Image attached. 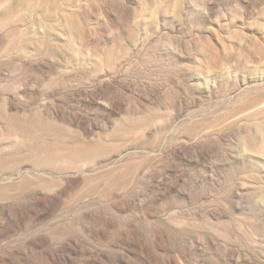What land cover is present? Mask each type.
Returning <instances> with one entry per match:
<instances>
[{
    "label": "rangeland",
    "instance_id": "374dc122",
    "mask_svg": "<svg viewBox=\"0 0 264 264\" xmlns=\"http://www.w3.org/2000/svg\"><path fill=\"white\" fill-rule=\"evenodd\" d=\"M0 264H264V0H0Z\"/></svg>",
    "mask_w": 264,
    "mask_h": 264
}]
</instances>
